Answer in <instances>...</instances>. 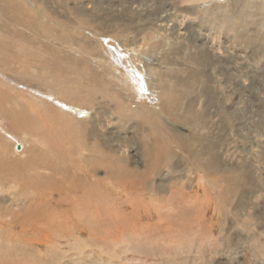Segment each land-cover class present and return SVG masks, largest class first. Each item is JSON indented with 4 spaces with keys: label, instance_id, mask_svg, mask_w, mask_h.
Listing matches in <instances>:
<instances>
[{
    "label": "rangeland",
    "instance_id": "obj_1",
    "mask_svg": "<svg viewBox=\"0 0 264 264\" xmlns=\"http://www.w3.org/2000/svg\"><path fill=\"white\" fill-rule=\"evenodd\" d=\"M164 1L45 0L47 8L39 2L54 20L64 18L63 27H54L56 32L51 24L39 26L51 36L83 15L89 21L82 28L115 39L102 36V49L106 42L115 46L116 40L134 48L135 66L142 71L131 69L132 78L104 54L98 57L101 69L94 67L93 73L73 53L68 61L62 51L44 52L42 42L23 32L29 19L25 5L0 0V47L8 53L0 65L8 63L11 75L28 85L23 90L44 94L48 84L61 97L82 101L89 109V117L78 122L73 115L67 119L55 114L43 101L38 107L32 99L23 103V92L9 97L11 112L4 115V125L24 145L16 150L17 144L0 136V264H264V0H192L185 5L186 0ZM165 5L173 8L171 19L182 21L176 35L157 25L156 14ZM202 38L208 41L201 44ZM53 58L61 64L58 69L38 70L40 60ZM22 60L24 68H19ZM113 68L126 82L124 87L131 91L142 86L151 101L140 105L112 85L108 73ZM152 91L163 95L170 108H161ZM35 110L38 116L32 114ZM79 131L90 134L79 139ZM54 135L61 158L58 173L42 166L49 155L48 137ZM95 143L101 158L91 148ZM80 149H85L83 154ZM28 184L33 187L28 198L34 202L21 196ZM42 207L44 212L39 211ZM5 213L16 215L15 220ZM28 215L36 218L29 220Z\"/></svg>",
    "mask_w": 264,
    "mask_h": 264
},
{
    "label": "bare ground",
    "instance_id": "obj_2",
    "mask_svg": "<svg viewBox=\"0 0 264 264\" xmlns=\"http://www.w3.org/2000/svg\"><path fill=\"white\" fill-rule=\"evenodd\" d=\"M5 1V0H4ZM19 1V0H18ZM21 1V4L23 3L24 5H25V7H26V10H23L24 12L26 11L27 13H29L28 14V17H29V19L28 20H26L25 19V23H24V25H22L23 27V32L25 33V31H28V33L30 34V35H33V38L35 39V40H37V41H39V42H42L43 43V47L45 48H43L44 49V52H46V50H52V51H55L56 50V52H58V51H62V52H64L66 55V57H64V59L63 60H67L68 58H71L70 57V53H73V56H74V58L75 59H77L79 62H84V63H87L88 64V66L90 67V71H92L93 73H96V71L94 70V69H101V64L100 63H98V57H99V55H107L110 59H111V61H110V63H111V65L112 66H119V69H117V70H121V72H123V73H125V72H127V73H129V71H130V73H131V77L132 78H134V73H133V71L131 70V69H134V68H138L139 66H135V64L137 63V61H135L136 60V58H135V53H134V48H129V46L128 47H122L121 46V44H120V42L118 41V40H116L117 42H116V45L114 46L113 44H109V43H107L106 41V43H105V48L104 49H102V44L99 42V40L102 38V36H103V38H106V39H108V40H110V41H113L114 40V42H115V39L114 38H110L111 36H108V37H106V36H104V35H101V36H99L98 35V33L96 32V31H92V30H88V29H86L85 30V28H82V24H86V23H88V21H89V18L88 17H85V16H81L79 19H77L78 20V22L77 23H75V25H73V26H67V27H65V29L66 30H62V28H61V30H57L58 32H59V34H58V36L56 37V36H51V33H49V30L47 29L46 31L47 32H45L44 30H42V29H40L39 28V26H42V25H45V24H51V26H48V27H50V28H53L54 29V31L56 32V28H54V27H56V24H58L59 26H61L62 25V27H63V19L61 20V19H56V20H54V17L53 16H51V15H49L48 13V11L46 10V9H41L40 8V6H39V2L40 3H44V5L46 6L45 8H47V5H46V2H45V0H20ZM151 1H153V0H151ZM161 1V0H160ZM164 1V0H163ZM171 1V0H170ZM169 1V2H170ZM173 1V0H172ZM192 2V0H186V1H183V3H182V5H185V3L184 2ZM194 2H196V1H199V0H193ZM209 1V3H211L212 1H214V0H208ZM90 2V1H89ZM141 2V1H140ZM158 2V1H157ZM165 3H166V0L164 1ZM164 2H162V5H164L165 3ZM168 2V3H169ZM181 2V1H180ZM10 3V2H9ZM145 3V2H144ZM152 3V2H151ZM155 3V2H154ZM164 3V4H163ZM172 2H170L169 4H171ZM174 3V2H173ZM172 3V4H173ZM233 3V2H232ZM48 5H50V4H48ZM143 5V4H142ZM141 5V6H142ZM152 5V4H151ZM154 5V4H153ZM156 5V4H155ZM158 5V4H157ZM159 5H160V3H159ZM158 5V6H159ZM176 5V4H175ZM8 6V5H7ZM166 6V5H165ZM165 6H163V8L165 7ZM179 5H176V8H180V7H178ZM180 6H181V4H180ZM187 6H189V5H187ZM192 6V5H191ZM24 7V6H23ZM160 7H161V5H160ZM159 7V8H160ZM171 7L172 6H166L164 9L163 8H160L159 10V12L156 14V21L158 22L157 23V25L161 28H164V30H169V31H172V32H177V31H179L181 28H182V21H174L173 19H171V13L173 12H171V10H173V8L171 9ZM193 7V6H192ZM191 7V9H193ZM226 7V6H225ZM61 8V7H60ZM95 8H96V5H95ZM182 8V7H181ZM184 8V7H183ZM185 8H187L186 6H185ZM10 9H11V7H10ZM18 9H19V6H18ZM83 9V8H82ZM91 9V8H90ZM94 9V8H93ZM175 9V8H174ZM188 9H190V8H188ZM3 10V9H2ZM73 10V9H72ZM96 10V9H95ZM130 10V9H129ZM139 10V9H138ZM140 10H142V9H140ZM146 10H149V9H146ZM153 10V9H152ZM158 10V9H157ZM180 10H182V9H180ZM20 11V10H19ZM22 11V12H23ZM86 11V10H85ZM84 11V12H85ZM154 11V10H153ZM175 11H177L176 9H175ZM185 11H186V9H185ZM188 11L190 12V10H187V13H188ZM194 11V12H193ZM192 12L194 13V15H195V10H193ZM23 12V13H24ZM25 12V13H26ZM48 12V13H47ZM60 12V11H59ZM91 12V11H90ZM179 12V11H178ZM1 13V12H0ZM72 13V12H71ZM93 13V12H92ZM181 13V12H180ZM201 13V12H200ZM87 14V13H86ZM178 15H180L179 13H177ZM197 14V13H196ZM88 15V14H87ZM97 15V14H96ZM178 15H176L177 16V19H178ZM199 14H197V16H198ZM2 16V15H1ZM92 16V15H91ZM98 16V15H97ZM173 16V15H172ZM183 16V15H182ZM182 16H181V18H182ZM187 16V15H186ZM193 16V15H192ZM200 16V15H199ZM3 17V16H2ZM1 17V18H2ZM14 17V16H13ZM12 17V19H15V17L13 18ZM17 17V16H16ZM64 17V16H63ZM71 17H72V14H71ZM194 17V16H193ZM53 18V19H52ZM78 18V17H77ZM91 18V17H90ZM94 18V17H93ZM172 18H176L175 16H173ZM94 19H96V18H94ZM155 19V18H154ZM185 19V18H184ZM190 19V18H189ZM195 19V18H194ZM65 20H66V18H65ZM72 20V19H71ZM74 20H75V18H74ZM6 21V20H5ZM15 21V20H14ZM43 21V22H42ZM190 21V20H189ZM8 22V21H7ZM17 21H15V23H16ZM195 22H198V21H196L195 20ZM194 22V23H195ZM67 23V22H66ZM99 23V22H98ZM188 23V24H187ZM187 25H189V23H192V22H188L187 21ZM202 24H203V22H201ZM227 23V22H226ZM10 25H12L11 23H9ZM19 24V23H18ZM23 24V23H22ZM65 24V23H64ZM156 24V23H155ZM154 24V25H155ZM196 24V23H195ZM198 25H199V23H197ZM196 24V25H197ZM205 24V23H204ZM185 25V24H184ZM201 25V24H200ZM206 25V24H205ZM12 26H14V24L12 25ZM16 26H18V25H16ZM15 26V27H16ZM123 26V25H122ZM150 26V25H149ZM181 26V27H180ZM192 26V25H191ZM211 26V25H210ZM94 27L96 28L97 26H95L94 25ZM152 27H153V25H152ZM189 27H190V25H189ZM198 27V26H197ZM122 28V27H121ZM186 28H188V27H186ZM210 28V27H209ZM16 30H17V28H15ZM45 29H46V27H45ZM118 29V28H117ZM189 29V28H188ZM193 29V28H192ZM21 30V29H20ZM97 30H99V28L97 29ZM184 30V29H183ZM195 30H196V28H195ZM200 30V29H199ZM2 31H3V28L2 27H0V32L2 33ZM168 31V32H169ZM224 31V30H223ZM162 32V31H161ZM197 32V31H196ZM205 32V31H204ZM128 33V32H127ZM180 33V32H179ZM207 33V32H206ZM53 34V33H52ZM110 34V33H109ZM117 34L118 35H121L122 36V31H119L118 30V32H117ZM160 34V33H159ZM162 34V33H161ZM167 34V33H166ZM178 34V33H177ZM185 34V33H184ZM201 34H203V33H201ZM210 33H208V35H209ZM48 35H50V36H48ZM55 35V34H54ZM168 35V34H167ZM171 35V34H170ZM175 35H176V33H175ZM179 35V34H178ZM205 35V34H204ZM180 36V35H179ZM179 36H178V38H179ZM191 36V35H190ZM199 36V35H198ZM201 36V35H200ZM124 37V39H129V37L128 36H123ZM165 37V36H164ZM180 37H182V36H180ZM211 37V36H210ZM132 38V37H131ZM160 38V37H159ZM186 38V37H185ZM214 38V37H213ZM212 38V39H213ZM158 39V38H157ZM96 40V42H94ZM193 40V39H192ZM158 41V40H157ZM201 44L202 43H205L206 41H208V39L207 38H202L201 40ZM212 41V40H211ZM208 42L209 44H210V46H212L211 44H213V42ZM219 41V40H218ZM98 42V43H97ZM215 43L216 42H214V45H215ZM218 43V42H217ZM216 43V44H217ZM39 44V43H38ZM2 45V44H1ZM220 44H218V46H219ZM227 45V44H226ZM200 46V45H199ZM134 47V46H133ZM138 47V46H137ZM141 47V46H140ZM143 47V46H142ZM201 47V46H200ZM228 47V46H227ZM202 48V47H201ZM123 49V50H122ZM214 49V48H213ZM58 50V51H57ZM6 50L5 49H2L1 47H0V58H3V57H6V60H8V53L7 52H5ZM9 51H10V49H9ZM51 51V52H52ZM97 51V52H96ZM38 52H39V50H38ZM43 52V51H42ZM70 52V53H69ZM138 52V51H137ZM146 52V51H145ZM67 54H69V55H67ZM93 54V55H92ZM147 54V53H146ZM97 55V56H96ZM2 56V57H1ZM10 56H12V55H10ZM14 56V55H13ZM27 57H28V55H26ZM26 56H25V58H26ZM138 56V55H137ZM30 58V57H29ZM18 59V58H17ZM34 59V58H33ZM138 59V58H137ZM1 60V59H0ZM4 59H2V61H3ZM19 60V59H18ZM25 60V59H24ZM24 60H22V62H19V64H18V67L19 68H24V65H25V62H23ZM70 59H68V61H69ZM134 60V61H133ZM13 61H14V59H13ZM30 61V60H29ZM31 61H33V60H31ZM30 61V62H31ZM5 61H3V62H1V65H0V136L2 137V138H4L3 140H5L6 138L7 139H9L11 142H13L14 144H19L20 146H23L24 145V143H23V141L22 140H20L17 136H15V135H13V133H12V131H10L9 130V128L6 126V125H4V121H5V118H4V115H8V113H10L11 111H9V108H8V105H9V103L11 102V100L9 99V97L13 100V99H15V96L17 95V94H19L18 92H23L24 94H23V96H24V100H23V103H26L27 102V100L28 99H32V100H34L33 102H34V105H36L37 107L40 105V102L41 101H43L44 102V104L46 103L49 107L48 108H51V109H53V110H55L54 112H55V114H58V113H61L64 117H71L70 115H73L77 120H78V122H81V121H84L85 120V118H87V117H89V109L86 107L87 105H83L82 103V101L81 102H74V101H70V100H66L65 98H63V96L61 97L60 96V93L58 92V91H55V90H52V89H50V87L48 86V84L47 83H49L50 84V79L49 78H47V77H42L45 81H46V88H45V90H44V94H40V93H37V92H35V91H33V90H23L22 88H26L27 86L26 85H24L25 83L24 82H21L18 78H16V77H14V76H12L11 74L12 73H10L9 71H8V69H11V68H8V67H6V66H8V63H4ZM16 62V61H15ZM18 62V61H17ZM35 62H38L37 60L35 61ZM148 62V61H147ZM34 63V62H33ZM71 63V62H70ZM145 63V62H144ZM12 64H13V62H12ZM35 64V63H34ZM38 70H40V69H43L44 67H46V66H50V67H56V69H58L60 66H61V64H60V62L58 63V60L57 59H52V60H48V59H44V60H40V62L38 63ZM150 66V65H149ZM29 67V66H28ZM95 67V68H94ZM84 68H86L85 66H84ZM88 68V67H87ZM94 68V69H93ZM26 69H27V66H26ZM111 69V68H110ZM139 69V68H138ZM12 70V69H11ZM23 70V69H22ZM21 70V71H22ZM36 70V69H35ZM107 70V69H106ZM115 69L113 68V71L111 72V73H108V75H110V77H109V79H111L110 80V83L112 84V85H114V86H118V88L119 89H121V90H123V91H125V92H127V95H128V97H132V98H134L136 101H138V100H140L139 102H141V103H139L140 105L142 104V105H144L143 103H145V104H148L147 102H149V101H151V97H148L147 95H145L143 92H142V90L144 89L141 85V87L140 88H138V89H135V87L134 88H132V89H135V90H133L132 91V89H131V91H130V89H128V88H126V87H124V85L126 84V82H122V78H121V76H119V75H117V74H114V72L116 71H114ZM140 70V69H139ZM69 71V70H68ZM140 71H142V70H140ZM151 71V70H150ZM153 71V70H152ZM12 72V71H11ZM45 72V71H44ZM47 72V71H46ZM56 72V71H55ZM155 72V71H154ZM16 73V72H15ZM14 73V74H15ZM21 73V72H20ZM32 73V72H31ZM41 73V72H40ZM49 73V72H48ZM58 73V72H57ZM60 73H61V69H60ZM116 73V72H115ZM118 73V72H117ZM42 74V73H41ZM47 74V73H46ZM52 74V73H51ZM54 74V73H53ZM68 74V73H67ZM138 74V73H137ZM23 75V74H22ZM121 75V74H120ZM139 75H143V73H139ZM145 75V74H144ZM166 75V74H165ZM128 76V75H127ZM138 76V75H137ZM18 77H19V75H18ZM84 77H85V75H84ZM87 77V76H86ZM98 77V76H97ZM22 78V77H21ZM69 78H71V77H69ZM166 78H168L167 76L165 77V79ZM170 78V77H169ZM37 79V78H36ZM87 79V78H86ZM101 79V78H100ZM103 79V78H102ZM130 80V79H129ZM159 80V79H158ZM44 81V82H45ZM53 81H55V78H54V80ZM66 81V80H65ZM87 81V80H86ZM91 81V80H90ZM92 81H94V80H92ZM92 81H91V83H92ZM125 81V80H124ZM169 81V80H168ZM69 82V81H68ZM95 83H96V81H94ZM103 82L105 83H109V81L108 80H104L103 79ZM121 83L120 84V86L118 85V83ZM158 82V81H157ZM53 83V82H52ZM56 83V82H55ZM72 83V82H71ZM83 83V82H82ZM140 83V82H139ZM23 84V85H22ZM68 84V83H67ZM66 84V85H67ZM74 84V83H73ZM128 84H129V82H128ZM141 84V83H140ZM159 84V83H158ZM162 84V83H161ZM97 85V84H96ZM130 85V84H129ZM61 86H63V84H61ZM75 86V85H74ZM157 86V85H156ZM155 86V87H156ZM168 86V85H167ZM86 87V86H85ZM32 87H30V89H31ZM100 88V87H99ZM162 88V87H161ZM3 89V90H2ZM28 89V88H27ZM32 89H34V87L32 88ZM58 89H59V86H58ZM88 89V88H87ZM154 89V88H153ZM7 90H10V91H13L14 92V94H8L7 93ZM93 90V89H92ZM41 91V90H40ZM94 91V90H93ZM55 92V93H54ZM78 92V91H77ZM165 92V91H164ZM163 92V93H164ZM79 93V92H78ZM124 93V92H123ZM35 94H38L37 96L35 95ZM61 94H62V92H61ZM125 94V93H124ZM152 94H153V96H154V98H155V100L157 99V103H161V108H163V109H168V107H169V104H170V102L168 101V100H165V101H163L164 100V98H162V96L163 95H161L160 97H158V95L156 94V92H154V91H152ZM165 94V93H164ZM66 95V94H65ZM68 95H69V93H68ZM73 95H76V93L74 94L73 93ZM108 95V94H107ZM19 96V95H18ZM22 96V97H23ZM84 98L86 97L87 98V96H84V95H82ZM91 96V95H90ZM98 96V95H97ZM22 97H20V98H22ZM81 97V96H80ZM93 97V96H92ZM27 98V99H26ZM89 99H90V97H89ZM142 99V100H141ZM148 99H150V100H148ZM98 99H96V101H97ZM91 101H92V98H91ZM135 101V102H136ZM17 102V101H16ZM85 102V101H84ZM88 102V101H87ZM90 102V101H89ZM191 102V101H190ZM88 104V103H87ZM92 104H93V102H92ZM91 104V105H92ZM94 104H96V103H94ZM31 105V104H30ZM29 105V106H30ZM97 105V104H96ZM131 105V103L128 105V107ZM156 105V104H155ZM94 106V105H93ZM97 106H99V105H97ZM9 107H11L10 105H9ZM15 106H13V108H14ZM41 107V106H40ZM45 107V106H44ZM75 107H77L76 108V110H75ZM91 107V106H90ZM160 107V106H159ZM170 108V107H169ZM16 109V108H15ZM20 109H21V107H20ZM40 109V108H39ZM42 109H45L46 110V108H43L42 107ZM23 110V109H22ZM95 110V109H94ZM15 111V113H16V110H14ZM13 111V112H14ZM17 111H19L18 109H17ZM26 111V110H25ZM36 111V110H35ZM58 113H57V112ZM90 111H91V109H90ZM23 112V111H22ZM29 112V111H28ZM37 112H39V111H36L35 113H32L33 115H36L37 114ZM41 112H44V111H41ZM50 112H51V110H50ZM53 112V113H54ZM121 112V111H120ZM18 113V112H17ZM17 113H16V115L15 116H17ZM46 113V112H45ZM130 113V112H129ZM136 113V112H135ZM13 114V113H12ZM28 114V113H27ZM31 114V112L29 113V115ZM48 115L47 116H50V117H52L51 115H49V113H47ZM39 114H37V116H38ZM45 115V114H44ZM44 115H43V117H44ZM59 115V114H58ZM31 116V115H30ZM29 116V117H30ZM36 116V117H37ZM57 115H55V117H56ZM22 117V116H21ZM28 116H26V118H24V119H29V120H32L31 118H27ZM35 117V118H36ZM20 118V117H19ZM38 118H40V117H38ZM72 118V117H71ZM74 118V119H75ZM15 119H18V118H16V117H14V120ZM41 119V118H40ZM61 119V118H60ZM68 119V118H67ZM89 119V118H88ZM150 119V118H149ZM43 120V119H42ZM46 120V119H45ZM76 120V121H77ZM12 121V120H11ZM25 121V120H24ZM33 121V120H32ZM31 121V122H32ZM57 122L59 121V120H56ZM10 122V121H9ZM19 122V121H18ZM26 122H28L27 120H26ZM30 122V123H31ZM45 122V121H44ZM48 122V121H47ZM50 122H52V119H51V121ZM55 122V121H54ZM60 122V121H59ZM12 123H13V121H12ZM20 123H22V122H20ZM19 123V124H20ZM29 123V122H28ZM42 123V122H41ZM49 123V122H48ZM71 123V122H70ZM11 124V123H10ZM44 125H45V123H43ZM60 124V123H59ZM58 124V125H59ZM14 125H15V121H14ZM25 125V124H24ZM31 125H32V123H31ZM47 125V124H46ZM51 125V124H50ZM97 125H98V121H97ZM34 126V125H33ZM39 126H40V124H39ZM62 126V125H61ZM70 126V125H69ZM80 126V125H79ZM78 126V127H79ZM44 127V126H43ZM45 127H47V126H45ZM51 127V126H50ZM55 127H56V125H55ZM59 127V126H58ZM65 127V126H64ZM68 127V126H67ZM20 128H21V125H20ZM25 128H26V126H25ZM37 128V127H36ZM48 128V127H47ZM73 128V127H72ZM17 129V128H16ZM35 129V128H34ZM76 129H77V127H76ZM85 129V128H84ZM20 130V129H19ZM19 130H17V131H19ZM46 130V129H45ZM44 130V131H45ZM83 130V129H82ZM187 130V129H186ZM16 131V132H17ZM50 131V130H49ZM48 130H46V133H47V135L48 136H50V132H49ZM54 132H55V130H53ZM62 131V130H61ZM68 131V130H67ZM85 131V130H84ZM14 132V131H13ZM15 132V133H16ZM20 132V131H19ZM24 132V131H23ZM22 133V132H21ZM60 133V132H59ZM63 133V132H62ZM62 133H61V136H62ZM55 134V133H54ZM79 134H80V131H79ZM87 135H89L90 133H86ZM84 132H81V136L79 135V139H80V137H85V135H86ZM57 135H58V133H57ZM41 135H39V137H40ZM60 137V136H59ZM88 137V136H87ZM44 138V137H43ZM61 138H63V137H61ZM66 138V137H65ZM78 138V137H77ZM156 138V137H155ZM6 139V140H7ZM26 138H24V140H25ZM37 139H38V136H37ZM72 139V138H71ZM83 139V138H82ZM85 139H86V137H85ZM160 139H162V138H160ZM2 140V139H1ZM6 140H5V142H6ZM42 140V139H41ZM48 140H49V147H50V149H49V151L47 152V153H49V155L47 154V156H46V158L45 159H43L42 161V166H44V168H46V169H48V170H51L52 171V173L54 172V173H58V171H61V168H60V166H58V165H56V163L58 162V161H60V159H59V156H60V151L58 150V148L57 147H59V146H57V138H56V136L54 135L53 137H48ZM60 140V139H59ZM73 140V139H72ZM78 140V139H77ZM8 141V140H7ZM45 141V140H44ZM79 141V140H78ZM39 142V141H38ZM59 142V141H58ZM61 142H62V139H61ZM80 142V141H79ZM82 142V141H81ZM7 143V142H6ZM32 143V142H31ZM36 143V142H35ZM9 144V143H8ZM45 144V143H44ZM67 144H69L68 142H67ZM79 144V143H78ZM84 144V143H83ZM35 145V144H34ZM74 145H76L75 143H74ZM81 145L82 144H80L79 146L81 147ZM10 146V145H9ZM13 146V145H12ZM44 146V145H43ZM46 146V145H45ZM77 146V145H76ZM6 147V146H5ZM64 147H65V145H64ZM67 147H69L70 148V146H67ZM100 147V146H99ZM9 148V147H8ZM7 148V149H8ZM61 148V147H60ZM62 148H63V145H62ZM76 148V147H75ZM74 148V149H75ZM85 148V147H84ZM91 148L93 149V151L94 152H96L95 153V155L98 157V158H101V156H102V153H101V150L98 148V145H97V143H95V144H93L92 146H91ZM101 148V147H100ZM66 149V148H65ZM72 149V148H71ZM85 149H87V147L85 148ZM85 149H80V152H82V154H83V151L85 150ZM5 150V149H4ZM16 150H19V149H17L16 148ZM43 150V149H42ZM61 150V149H60ZM67 150V149H66ZM69 150V149H68ZM87 150H90V148L89 149H87ZM86 150V151H87ZM164 150V149H163ZM40 151H41V149H40ZM46 151H47V149H46ZM65 151V150H64ZM85 151V152H86ZM91 151V150H90ZM21 152V151H20ZM24 152H25V150H24ZM36 152V151H35ZM45 152V151H44ZM72 152V151H71ZM5 153V152H4ZM68 153V152H67ZM87 153V152H86ZM92 153V152H91ZM165 153V152H164ZM13 154H15V153H13ZM18 154H19V152H18ZM23 154V153H22ZM36 154H38V153H36ZM46 154V153H45ZM71 154V153H70ZM81 154V153H80ZM105 154V153H104ZM163 153H160V155L162 156V158H165L166 156L165 155H162ZM165 154H167V153H165ZM16 155V154H15ZM39 155V154H38ZM61 155H63V154H61ZM171 155V154H170ZM173 155V154H172ZM77 156H79V155H77ZM89 156V155H88ZM64 157V156H63ZM74 157H76L75 155H74ZM87 157V156H86ZM104 157V156H103ZM191 157V156H190ZM38 158H39V156H38ZM37 158V159H38ZM41 158V157H40ZM77 158V157H76ZM96 158V157H95ZM97 158V159H98ZM83 160V159H82ZM100 160V159H99ZM164 160V159H163ZM96 162H98L97 160H95ZM155 162H156V160H154ZM68 162V161H67ZM83 162V161H82ZM84 163V162H83ZM101 163V162H100ZM150 163V162H149ZM151 163H153V162H151ZM88 164V163H87ZM90 164L91 165H95V163H92V162H90ZM159 165V164H158ZM29 166V165H28ZM82 166V165H81ZM160 166V165H159ZM31 167V166H30ZM153 168H155V170L157 171L158 170V168L154 165V167ZM88 169V168H87ZM92 170H96L95 168H94V166H93V168H91ZM28 170V169H27ZM81 170V169H80ZM85 170V169H84ZM123 170V168L121 169V171ZM63 171L65 172V174H66V176H67V172H66V170L65 169H63ZM120 171V172H121ZM207 171V170H206ZM79 172V171H78ZM127 172V171H126ZM84 173V172H83ZM165 173H167V171L165 172ZM16 174V173H15ZM64 174V175H65ZM92 174H94V173H92ZM126 174V173H125ZM130 174V173H129ZM36 175H38V174H36ZM40 175V174H39ZM63 175V174H62ZM63 175V176H64ZM95 175V174H94ZM124 175V174H123ZM166 175V174H165ZM92 176V175H91ZM127 176V175H126ZM9 177V176H8ZM18 177H20V176H18ZM163 177V176H162ZM13 178V177H12ZM34 178V177H33ZM36 178V177H35ZM65 178H67L68 179V177H65ZM11 179V178H10ZM140 179V178H139ZM64 180H66V179H64ZM28 181V180H27ZM69 183V182H68ZM139 183V182H138ZM164 183V182H163ZM156 184V183H155ZM159 184H161V182H159L158 181V185ZM15 186V185H14ZM14 186H13V188L12 189H15L14 188ZM26 186V185H25ZM24 186V187H25ZM65 186V185H64ZM23 187V186H22ZM26 187H29V188H27V189H21V196H22V194H23V196L25 195V197L27 196V198L29 197V195H31L30 193L33 191V189H30V188H33L32 187V185L30 184H28ZM67 187V186H66ZM75 187H76V185H75ZM2 188V187H1ZM144 188V187H143ZM3 189V188H2ZM1 189V190H2ZM17 189V188H16ZM76 189V188H75ZM163 190V188L161 189V187L160 188H158V190ZM6 190H7V188H6ZM5 189H4V191H6ZM20 190V189H19ZM141 190V189H140ZM15 191V190H14ZM13 191V192H14ZM161 192V191H160ZM2 193H4L3 192V190H2ZM2 193H0V194H2ZM27 195H26V194ZM16 194H18V193H16ZM12 195V194H10V195H12L14 198H17V199H20L19 197L20 196H18V195ZM20 195V194H19ZM76 197V196H75ZM183 197V196H182ZM83 198V197H82ZM25 199V198H24ZM29 199V201L31 200V201H33L34 202V200L35 199H30V198H28ZM181 199H183V198H181ZM23 200V199H22ZM26 200V199H25ZM42 200H44V199H42ZM84 200V199H83ZM82 200V201H83ZM21 201V200H20ZM37 201V200H36ZM194 201V200H193ZM13 202H14V200H13ZM17 202V201H16ZM22 202V201H21ZM39 202V201H38ZM37 202V203H38ZM41 202V201H40ZM85 202V201H84ZM37 203H35V206H34V208L35 209H37L36 208V206L38 205ZM56 203V202H55ZM27 204H28V202H27ZM34 204V203H33ZM55 207V209L56 208H58V206L56 205V204H53ZM58 205H59V203H58ZM60 205H62V204H60ZM171 205V204H170ZM175 205V204H174ZM39 206V205H38ZM81 206V205H80ZM15 207V206H14ZM18 207V206H17ZM174 207V206H173ZM11 208V207H10ZM6 209V208H5ZM15 209V208H14ZM40 209V208H39ZM11 210V209H10ZM54 210V209H53ZM57 210V209H56ZM55 210V211H56ZM5 211V210H4ZM40 212H44L45 210H43V207H42V209L41 210H39ZM77 211V210H76ZM62 212H64L63 211V209H62ZM84 211H80V215L83 213ZM56 213V212H55ZM57 213H58V211H57ZM61 213V212H60ZM3 214H4V212H3ZM43 214V213H42ZM23 215H25V211L23 212ZM75 215V214H74ZM160 215V214H159ZM6 216H9L10 217V220H15V217H16V215H14V214H8V213H5V216L4 217H6ZM77 216V215H76ZM166 216V215H165ZM28 217V219L29 220H32L33 218H36L34 215L32 216V215H28L27 216ZM59 217V216H58ZM57 218V217H56ZM146 222V221H145ZM0 228H2V227H0ZM29 229V228H28ZM198 230H199V228H198ZM3 232V231H2ZM167 241H168V239H166Z\"/></svg>",
    "mask_w": 264,
    "mask_h": 264
},
{
    "label": "water",
    "instance_id": "obj_3",
    "mask_svg": "<svg viewBox=\"0 0 264 264\" xmlns=\"http://www.w3.org/2000/svg\"><path fill=\"white\" fill-rule=\"evenodd\" d=\"M16 148H17V149H20V145L18 144V145L16 146Z\"/></svg>",
    "mask_w": 264,
    "mask_h": 264
}]
</instances>
